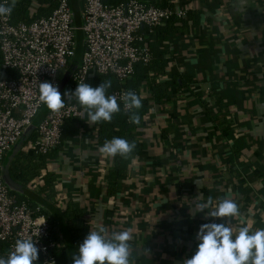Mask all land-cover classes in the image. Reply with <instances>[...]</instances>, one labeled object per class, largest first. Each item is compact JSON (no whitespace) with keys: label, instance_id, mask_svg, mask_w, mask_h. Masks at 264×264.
I'll return each mask as SVG.
<instances>
[{"label":"crops","instance_id":"obj_1","mask_svg":"<svg viewBox=\"0 0 264 264\" xmlns=\"http://www.w3.org/2000/svg\"><path fill=\"white\" fill-rule=\"evenodd\" d=\"M79 1L69 0L71 7ZM141 1L187 12L169 33L163 34L165 24L158 27L154 50L162 52L165 72L154 78L168 84L171 96L158 103L148 83L140 86L147 110L136 138L143 148L125 162L119 189L107 193L114 157L99 152L98 123L89 124L84 109L80 118L66 120L60 144L44 155L37 176L26 185L16 183L40 194L51 174L55 195L47 200L65 219L73 254L63 214L69 202L85 208L89 231L131 230L133 264H183L197 249L202 224L228 223L234 232L241 226L264 228V0ZM49 4L32 0L28 13ZM18 154L26 156L20 150L12 159ZM209 196L214 202L232 198L241 215L194 212Z\"/></svg>","mask_w":264,"mask_h":264},{"label":"built area","instance_id":"obj_2","mask_svg":"<svg viewBox=\"0 0 264 264\" xmlns=\"http://www.w3.org/2000/svg\"><path fill=\"white\" fill-rule=\"evenodd\" d=\"M48 1L51 12L29 21L13 22L11 14L0 16V258H7L17 239L32 238L42 264H56L52 249L62 243L50 239L48 217L39 213V207L18 201L1 173L7 152L45 105L39 100V83L58 87L75 55L76 31L81 29L82 51L69 76L71 85L85 82L93 72L113 74L123 84L137 63L147 65L152 59L144 32L152 33L171 17L183 18L187 9L141 0L118 4L80 0L81 23L76 26L69 0ZM60 68L65 69L61 80L57 78ZM124 92L121 86L113 94L123 108L119 98ZM63 99V109H47L35 123L34 135L21 148L22 153L47 154L60 144L66 120L83 115V107L74 96L68 99L64 94Z\"/></svg>","mask_w":264,"mask_h":264},{"label":"clouds","instance_id":"obj_3","mask_svg":"<svg viewBox=\"0 0 264 264\" xmlns=\"http://www.w3.org/2000/svg\"><path fill=\"white\" fill-rule=\"evenodd\" d=\"M16 0H8L0 4V16L10 15ZM111 81L102 82L93 87L89 83L80 82L74 92H66L65 96L78 100L87 114L89 124L111 122L114 114L120 112V105L116 95H107ZM124 108L131 113L130 122L139 125L141 117L138 111L142 108V96L129 90L119 98ZM39 100L46 104L49 110L58 112L65 107V100L57 86L49 82L39 83ZM136 147L135 142L125 138L113 137L106 140L99 152L108 157L117 155L128 158ZM203 200V196H200ZM213 218H233L241 215L238 204L226 196L214 202L208 197L206 202L197 203L194 212H203ZM210 209V210H209ZM245 222L242 220L241 225ZM131 230H122L109 234L108 229L100 227L90 230L77 253L72 257L73 264H133L130 259L132 248ZM199 241L195 253L185 258L183 264H264V228L251 230L248 226H241L237 231L228 223H205L197 233ZM39 249L32 238H19L15 241L13 250L7 258H0V264H35L38 260Z\"/></svg>","mask_w":264,"mask_h":264},{"label":"trees","instance_id":"obj_4","mask_svg":"<svg viewBox=\"0 0 264 264\" xmlns=\"http://www.w3.org/2000/svg\"><path fill=\"white\" fill-rule=\"evenodd\" d=\"M126 0H107L109 4H118L120 2H124ZM32 0H19L15 2V6L12 8L11 12V19L13 22L24 21V20H31L36 17L47 15L52 10V4L50 3L46 8H39L35 14H29V6ZM80 2V1H79ZM11 6V3H9ZM158 6V5H157ZM80 7V6H79ZM181 19L176 17H171L170 19L165 21V28H163V34L169 33L172 29L171 24L175 21H179ZM160 27V26H158ZM155 28L152 33L144 32L145 41L152 40V45H149L150 50L156 49L154 45L157 42V32L159 28ZM155 54L147 65L142 63H137L134 66V71L131 77L125 81V83H120V81L113 75V74H94L89 76L85 83H89L93 87L99 86L102 82L111 81V87L107 89V95H113L116 90H118L121 86L125 88V91H133L136 94L140 95V86L146 82L151 86V94L153 100L155 102H165L169 100L171 93L166 82L158 81L154 78L157 75H162L165 72V59L162 56V52L158 51L159 53L156 54L157 50H154ZM2 60V55L0 52V62ZM176 83V82H175ZM78 85H71L69 82V78L62 84L58 85V90L62 93V90L65 89L66 92L71 91L74 92ZM141 96V95H140ZM62 97V95H61ZM75 98V97H74ZM64 100V99H63ZM76 102L78 100L75 98ZM79 103V102H78ZM120 105V112L114 114L112 121L109 122H100L98 123V139L103 144L106 140H111L113 137H121L127 139L129 142H135L136 147L133 153L128 158H123L119 155L114 157L113 164L111 169L108 172L107 178V193L113 194L119 189L118 180L122 177L127 168H126V161L129 158H132L136 155H139L142 152V143L137 140L136 138V131L142 125L143 118L145 116L147 110V101L142 98V108L138 111V114L141 117L139 125L130 122L129 113L126 109L123 108V105L120 101H118ZM76 119V118H75ZM34 133L32 134V136ZM52 151V150H51ZM50 151V152H51ZM48 152L47 154H50ZM46 154V155H47ZM45 154H40L35 151H29L25 158L18 154L14 159H11L8 165V169L5 172L6 178L10 182H19L23 185H26L27 182L32 179L33 177L37 176V167L38 164L43 160ZM38 160L39 162H36ZM26 161V162H25ZM5 181V180H4ZM6 182V181H5ZM54 181L51 174L47 175L44 179V183L39 188V193L45 197L46 199L52 201V197L55 195V189L53 185ZM13 191V190H12ZM15 194L16 192L13 191ZM18 201H26L30 203L33 207H39V213L44 214L48 217L50 223V239H53L57 242H61L60 246H55L52 249V253L56 258V264H68L66 257H65V246L60 236V231L57 227V223L55 219L51 216L47 209L38 206L30 199L24 197L23 195L16 194ZM66 211L63 212L66 221L69 225L71 237L75 246V251L77 253L79 245L83 242L87 234L89 233V227L84 219V211L85 208H77L73 206L70 202L66 206ZM35 264H42L41 258L38 255V260Z\"/></svg>","mask_w":264,"mask_h":264},{"label":"water","instance_id":"obj_5","mask_svg":"<svg viewBox=\"0 0 264 264\" xmlns=\"http://www.w3.org/2000/svg\"><path fill=\"white\" fill-rule=\"evenodd\" d=\"M83 42V35L81 29H77L76 31V48H75V55L73 57V60L62 78L60 84L64 83L74 70L75 66L77 65L81 51H82V43ZM94 75V72L91 73L90 76ZM43 113V112H42ZM42 113L40 112L38 114L39 117H42ZM35 129V123L31 124L26 128L24 133L21 135V137L18 139V141L14 144V146L7 152L6 156L4 157V160L1 165V173L3 179L6 181L7 185L9 188L15 192H18L28 199L32 200L34 203L37 205L47 209L51 215L57 220L58 224L60 225L62 229V235L64 236V239L66 240L67 246L69 247L70 253H71V264H73L72 257H73V252H72V247L71 243L69 240V234L66 229V222L62 214L59 212L58 208L53 205L51 202H49L47 199H45L42 195L38 194L37 192L32 191L31 189L18 184L16 182H10L5 175V172L8 169V165L10 160L21 150V148L24 146V144L27 142V140L31 137L33 131Z\"/></svg>","mask_w":264,"mask_h":264},{"label":"rangeland","instance_id":"obj_6","mask_svg":"<svg viewBox=\"0 0 264 264\" xmlns=\"http://www.w3.org/2000/svg\"><path fill=\"white\" fill-rule=\"evenodd\" d=\"M71 9H72V11H73V13H74V16H73V24L74 25H79L80 23H81V18H80V8L78 7V6H72L71 7ZM64 72H65V69L64 68H60L59 70H58V72H57V78L59 79V80H61V78H62V76H63V74H64ZM63 92H66V90L65 89H63L62 90ZM42 110H46V109H44V106L42 107Z\"/></svg>","mask_w":264,"mask_h":264}]
</instances>
